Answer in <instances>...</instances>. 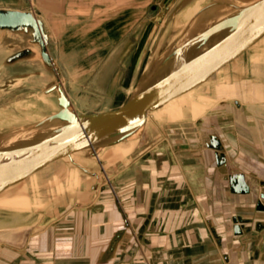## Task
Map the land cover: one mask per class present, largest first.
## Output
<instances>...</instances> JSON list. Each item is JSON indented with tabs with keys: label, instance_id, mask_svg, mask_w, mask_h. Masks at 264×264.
I'll use <instances>...</instances> for the list:
<instances>
[{
	"label": "crops",
	"instance_id": "crops-1",
	"mask_svg": "<svg viewBox=\"0 0 264 264\" xmlns=\"http://www.w3.org/2000/svg\"><path fill=\"white\" fill-rule=\"evenodd\" d=\"M134 4L0 0V10L31 12L49 56L76 59L104 55L124 35ZM249 70L256 83L248 102L222 100L198 117L193 144L156 143L122 166L104 161L96 193L92 178L71 192L69 204L58 209L54 201L28 226L22 213L25 222L0 242V264H264V82Z\"/></svg>",
	"mask_w": 264,
	"mask_h": 264
},
{
	"label": "rangeland",
	"instance_id": "rangeland-1",
	"mask_svg": "<svg viewBox=\"0 0 264 264\" xmlns=\"http://www.w3.org/2000/svg\"><path fill=\"white\" fill-rule=\"evenodd\" d=\"M189 1L191 0H126V5L135 3L136 6L140 3L142 6L138 10L133 8L134 5L132 10L126 8L125 33L120 39L111 41L108 49H104V55L74 57L76 59L55 55L53 52L57 48L51 42V57L55 58L60 68L58 77L53 67L41 60L40 49L32 43L30 32H4L3 39L0 38L1 144L8 137H14L21 128L33 126L39 122L40 117H47L59 109L57 94L45 93L57 78L71 102V108L77 114L99 113L125 103L151 78L160 62L170 52L173 44L168 40L176 31L169 32L162 39L165 26ZM226 1L229 0H206L202 9L212 3ZM72 34L77 37L74 41L81 36L80 31ZM24 51L25 54L19 55ZM11 53L14 54V62L6 64L5 60ZM254 54H258L257 60H252ZM75 60L78 61L75 63ZM249 64L254 73L261 65L264 67V37L203 84L169 100L157 110L148 112L147 124L139 134L125 141L127 149L115 155L108 153L99 161H107V164L112 165L116 162L118 166H122L137 159L144 150L156 143L167 142L170 146L172 143L179 147L187 145L189 140H195L191 128L193 126L196 130L195 120L213 109L218 102L232 99L248 102L254 92L252 87L256 83ZM262 69L255 74V79L264 82ZM191 97H194V103L192 107H188ZM45 99L52 104L54 110L43 103ZM76 162L89 172L96 173L100 182L105 178L104 165H99L97 159L89 153L77 156ZM92 178L94 177L77 169L69 160H59L5 189L0 193V242H9L10 234L17 232L19 223L25 222L19 218L24 217L22 213L27 217V222L29 221L28 226L39 220L37 211L52 209L54 201L58 209L65 207L67 202L69 204L71 192L79 189L83 183L87 184ZM26 231L24 229L23 233Z\"/></svg>",
	"mask_w": 264,
	"mask_h": 264
},
{
	"label": "water",
	"instance_id": "water-1",
	"mask_svg": "<svg viewBox=\"0 0 264 264\" xmlns=\"http://www.w3.org/2000/svg\"><path fill=\"white\" fill-rule=\"evenodd\" d=\"M228 6L234 9L232 13L173 48L151 78L117 108L77 115L57 78L45 93L57 94L59 111L33 126L21 128L15 136L42 131L0 148V193L59 160H69L96 178L93 187L96 193L100 185L98 175L74 163L73 157L85 153L95 157L101 147L128 141L139 134L148 112L203 84L264 37V0L241 8ZM0 30L30 32L32 43L40 49L41 60L53 67L58 77L47 52L42 23L31 12L0 10ZM53 124L56 126L51 127ZM258 208H262L261 204Z\"/></svg>",
	"mask_w": 264,
	"mask_h": 264
},
{
	"label": "bare ground",
	"instance_id": "bare-ground-1",
	"mask_svg": "<svg viewBox=\"0 0 264 264\" xmlns=\"http://www.w3.org/2000/svg\"><path fill=\"white\" fill-rule=\"evenodd\" d=\"M229 1L231 3H229ZM229 1H226V2H215V3H212L211 5L207 6V8H205V9H202V8H203V5L206 4V0H191V1H189L183 8H181L179 11H177L172 16V18L169 20V22L165 26L166 29L164 31L163 37H161V38L164 39L166 37L165 36L166 34H168L169 32H172V31H176V33L174 35H172V37L168 40L171 45L173 44V46L171 47V50H172L173 48L182 45L183 44L182 42L187 41L192 35H195V34L201 32L202 30L206 29L207 27H209L213 23H216L217 21L223 19L224 16L232 13L234 11V9L231 8V7L229 8L228 5L241 8V7L250 5L251 3H253L256 0H229ZM137 91L135 93H137ZM15 103H17V102H15ZM30 103H32V102H30ZM43 103L46 104L48 107L53 108V110H54V107L52 106V104L49 103L46 99L43 100ZM7 108H9V107H7ZM42 110H44V109H42ZM51 111H52V109H51ZM57 111H59V109ZM57 111L55 110L54 113H56ZM54 113H52V114H54ZM77 115H82V114H77ZM148 117H149V115L147 113L145 124H147V118ZM40 118H39L40 119L39 121H42L45 117L44 118L40 117ZM145 124H144V126H145ZM54 126H56V124H53L51 127H54ZM2 127H3V125H2ZM40 131H42V130H36V132H33V133L32 132H24V133H22L21 135H18V136L8 137L9 138L8 140L6 138L7 141L4 140L3 144H1V142H0V144L2 146L3 145L7 146V145H10V144L16 143L17 141L26 139V138L30 137L31 135H33L35 133H38ZM16 133H17V129H16ZM10 134H8V135L10 136ZM2 146H0V147H2ZM125 149H127L125 141L117 143V144H114V145H111V146L101 147V148L98 149L99 151L96 152L95 159H97V161H99L102 156L107 155L108 153H112V154L115 155V154H119V153L123 152ZM76 159H77V157H73L72 161H74V163L80 165L79 163H77L78 161L76 162ZM64 161H67V160H64ZM220 162H223V161H220Z\"/></svg>",
	"mask_w": 264,
	"mask_h": 264
}]
</instances>
